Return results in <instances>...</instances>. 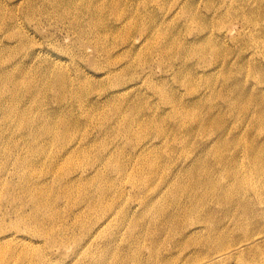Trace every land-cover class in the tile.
Segmentation results:
<instances>
[{
  "label": "rangeland",
  "instance_id": "1",
  "mask_svg": "<svg viewBox=\"0 0 264 264\" xmlns=\"http://www.w3.org/2000/svg\"><path fill=\"white\" fill-rule=\"evenodd\" d=\"M236 1L238 0H122V7L131 14V18L127 21H122V19L115 20L112 14L105 12L102 18L103 28L104 24L112 26L116 21L119 24L120 21L123 23L120 24L121 31L119 35L109 32V36H106V45L108 47L115 45L111 43L114 41V37L118 40L117 43H120L121 36L127 28L133 29L130 39L139 43L136 57L133 59L131 66H129L131 69L129 68L124 76L127 83L123 87L125 89L122 91L128 95L124 96V100L122 101H119L122 98L118 97L117 92L122 88L113 86L112 81L118 82L115 79L112 80L107 72L106 66L109 60L104 56H100L96 60L89 57L90 54L94 53L96 48L92 42V37L90 38L92 43L87 39L89 45L81 47L80 42L76 39L77 36L68 33L64 25L57 22L54 17L46 18L43 21V25L40 26L25 15L22 14L20 16L19 20H21L22 27L29 26L32 29L24 30L27 32L28 38L30 37L34 40L36 44L35 48L39 46V43H42L43 53H46V58L51 59V61L60 58L61 62L68 69L69 74L74 77V80L71 82V84L73 83V90L68 91V94L64 95L62 99L54 95L52 89L42 92L40 98L45 102L39 108L35 107L36 104L26 95H19V100L25 101L26 105L19 102L18 110H21L24 115L33 120H36L41 114L43 115V110L45 113L53 116V118L56 116L58 118L68 116L75 122L77 130L70 135L68 140L72 139L75 145L84 146L87 156H84L81 153V148H79L75 152V158L72 162L68 161L64 163L63 166L68 171L65 175L74 172L78 173L84 169L90 171L92 167L97 166V170L103 173V179L106 177L114 184L116 192L120 191L119 187L121 186V195L115 197V194L112 193L110 197L111 201L113 200V204L117 205L116 209L125 207L132 217L136 214L135 208H131L133 203L143 200L144 196H141L140 190L131 187L128 178L119 179L115 171L110 169L105 163L95 161L94 158L104 150H114V155H118L127 164L129 163V158L133 157L131 155L132 151L140 146L138 145L139 142H142V148L146 149L143 152L150 150L143 154L145 158H150L154 162L159 163L162 170L160 176L168 174L169 182L176 179L177 182L184 180L186 182L184 185H187L190 181L195 182L197 179H200H191V171H194V166H197V170L201 168L200 172H198L201 180H207V184L203 186L198 184L193 188L187 186V189H184L175 200L163 195H157L146 202V206L150 204L154 209L157 207L155 210L161 209L163 211L164 220L168 221L165 227H170L176 215L180 218L177 220L181 221V228L188 231L191 235L187 241L182 240L180 246L175 245L174 240H170L167 234L162 236L158 234L155 238L144 235L141 241L144 245L140 252L141 259L148 260L150 256H153V253H156L165 258L164 264H224L219 257L215 256V253L220 250L225 252L229 245L239 239L235 231H232L231 227H228L226 223L232 222L238 224L243 220L239 214L240 207L236 202L227 203L225 205L227 206L226 209L220 208L219 206H215L214 203L216 201L213 198V194L217 193L220 196L221 194L228 193L234 185L237 186V191L233 193L235 201L240 198L244 199L253 211V215L250 218L251 222H254L256 225L255 230L258 231L262 228L263 214L261 213V207L264 206V165L262 170L256 175L250 168L251 164L245 155V148L251 143L256 146L264 145L263 132H259L258 128L260 127L254 125L255 121H251L252 116L261 120L264 119V76L258 78L254 73L256 68L264 71V35L254 36L252 33L254 26L247 25L244 22L242 14L235 17L237 14H233L232 12L237 8ZM248 1L249 3L252 2V0ZM261 1L264 2V0ZM190 10L197 11L207 19L196 18L193 21L192 19L189 20L187 12ZM215 10H219V13L213 16L212 12ZM203 22L207 24V28L204 31H202ZM258 22V26L264 27V18L258 19ZM129 23L130 25H128ZM144 25L153 29H149ZM34 26L41 31L35 37H33ZM249 27H251L250 32ZM219 31L226 33L224 38L220 39L216 37ZM142 36L146 40L148 38V40H151L153 49H146L148 40L146 41L145 38L138 40ZM83 40L86 41L85 38ZM159 42L170 43L172 47V55L169 56L170 58L164 64L157 61L160 58L157 50ZM176 42L185 43L187 50H191L195 46H203L207 49L208 46L216 43L220 46L222 53H224V55L214 60L211 54L207 52L208 54L204 55V60L194 58L187 61L186 64L194 70L192 72L193 76L197 75L195 85L199 88L196 93L191 94L186 88L188 86L182 84L180 79L175 78L173 74V71L178 70L180 67L175 54ZM99 49L97 52L101 51ZM146 50L149 53L148 58L146 57V60L140 59L139 54ZM18 60L20 61L19 65L35 63L30 60V55H28L27 51H22ZM45 64L46 61H40L37 62L36 66L39 69H44ZM242 68H244L242 70L244 73H239ZM79 70L82 72V77L86 76L84 78L85 84L83 83L84 79H75L76 73ZM224 73H226L225 76H223ZM243 74L245 75L242 76ZM28 78L33 82H37L36 80L39 77L31 74ZM146 78L149 79L146 81ZM237 78H242V93L249 97L250 104L245 111L238 109L227 111V107L222 104V99L219 95L225 94L228 87L232 88ZM205 79L209 80V88L203 90L201 86ZM149 82L152 85H149ZM81 84L86 88L84 87L82 93H79L77 87H80ZM149 86L161 89L165 88L170 95L177 97L178 102L182 99L184 106L191 112L190 116L206 122L202 125L205 129L194 127L188 130L189 133L185 134L181 131L180 124H177L180 121L178 118L173 121H171L172 119L164 120L161 118L160 122L151 124L152 122L149 121L146 127L142 126V123L147 121L145 119L157 121L159 117L171 113L170 108L165 103L166 101L162 100L158 92L154 93L150 88L148 89ZM131 87L132 90L129 92L128 89H131ZM211 90L213 91V95H210ZM255 95H258L259 100L255 98ZM6 98H8V95H6ZM113 102H115L114 104L124 103L126 110L124 113H127V115L123 113L115 119L111 110ZM209 102L217 103L213 112L221 118V129L215 132L209 130L212 120V118L208 119L212 112L208 108ZM259 102H262L263 105H260ZM260 106L262 107V113L259 112ZM58 110L59 113H57ZM127 118L132 120L130 124L132 131L126 135L128 139H122L114 131L116 127H121ZM34 123L20 120L18 125L11 122L5 124L0 121V134H11L10 136L5 135L3 137V146L5 145L4 147L7 149H14L15 153H21L25 149L23 144L24 139L28 137V134H24L26 128L24 129L23 127H29L30 125H34ZM103 124L107 125V127L102 126ZM141 127L145 129H141ZM158 129L164 131L165 136L163 138L157 135ZM224 130L229 131L230 135H226L225 139L222 140L223 142L216 141L215 137H218V134ZM248 130H252V132L245 139L244 137L248 133ZM232 136L235 137L232 138ZM139 139H142V141H139ZM13 140L18 141L17 147L12 146ZM57 146L58 144L55 142L48 143L47 150L50 156L56 154ZM217 147H219L220 152L224 155L222 164L218 163L221 155L215 154ZM47 166L48 164L44 162H38L34 165L37 171H39L34 178H38V175L43 173H46L48 177H52L47 174V170H49ZM0 169V191H7L11 195H18L16 191L20 190L18 185L21 178L15 173L12 163L6 162L5 158L0 157ZM160 178L162 179V177ZM159 182L160 179L157 178L156 185L154 184L151 190L158 192L157 186L160 185ZM252 182L256 183L254 184L256 192L251 184ZM48 185L52 186L49 182L46 184L42 182V186ZM56 185L63 187L61 181H56ZM93 189V194L97 198L96 189L94 187ZM203 191H208L209 193V197L205 201L202 200ZM48 192L54 199L56 198V190H48ZM72 192L73 196L70 199L66 197L54 200L55 213L60 214L58 216L60 225L65 221L72 225L77 220L75 214L80 210L77 209L80 206V200L78 199V195H80L79 188L73 187ZM72 205H74V210L70 212ZM179 206H182V208ZM14 207V203L11 200L1 199L0 195V236L3 233H10L9 230L11 229L8 225L16 217L14 212H12ZM25 210H30V207H25ZM98 212L97 208L90 215L93 223L102 216L94 218L99 214ZM193 220H198L199 225L203 224V230L194 229V225H192ZM208 220H214L218 223L226 222L225 225L228 229H225L226 232H223L225 234L223 236L225 250L223 248L220 249L221 246L218 247L217 241L211 243L209 248L205 247L206 244L203 238L206 228L204 222ZM200 222L202 223L200 224ZM104 229L99 234L97 233L101 235L97 244L100 249L110 246L115 253H124L128 248L127 245L132 241L134 242V238L132 239L131 236L128 238L124 229H119L120 233L117 235H110L111 227L110 229L107 228L106 232ZM21 230L20 232L23 235H28L24 227ZM88 231L77 225L71 227L70 230L68 228L66 233L69 238L76 236L82 239ZM197 231H200V233H196ZM178 233L174 238L179 237ZM33 240V243L38 245L39 239L34 237ZM110 240L112 242L108 243L107 241ZM56 243H59V241ZM194 249L198 253L196 256L192 255L195 254ZM48 252L53 260H59L66 264H71L75 261V252L72 253L71 249L63 250L58 244H55L51 248L48 247ZM251 257H253L251 254L246 257L236 255V258L233 260L237 264H242L244 261L247 264H256V262H252ZM257 264H264V255H258Z\"/></svg>",
  "mask_w": 264,
  "mask_h": 264
},
{
  "label": "bare ground",
  "instance_id": "2",
  "mask_svg": "<svg viewBox=\"0 0 264 264\" xmlns=\"http://www.w3.org/2000/svg\"><path fill=\"white\" fill-rule=\"evenodd\" d=\"M121 2L122 0H74L71 2L70 0H0V121L5 124L11 122L15 124L17 123L18 125L20 120L35 122L34 125L23 127L24 129L26 128L24 134H28V137L24 139L23 144L25 149L21 153H15L14 149H7L4 147L5 145L3 146V137L5 135L10 136L11 134H0V157L5 158L6 162H11L14 166L15 173L21 178L18 185L20 190L16 191L18 195H11L7 191H0L1 199L11 200L14 203L15 207L12 212H14V215L16 216L8 225L11 229L9 230L10 233H3L2 236H0V264H66L59 260H53L50 256L48 247L51 248L55 244H58L59 247L61 246L63 250L71 249L72 253L75 252V261L72 262L73 264H164L165 258H162L156 253H153V256H150L148 260L140 258V252L144 246L141 242L142 236L145 235L150 238H155L158 234H161V236L167 234L169 235L170 240H174V244L178 246L181 245L182 240L187 241L190 238L189 236L191 234L181 228V221L177 220L180 219L179 217L175 215L177 222L174 219L169 228L165 227V224H167L168 221L164 220L163 211L161 209L155 210L157 207L154 209L150 204L146 206V202L157 195H163L164 197L175 200L184 189H187V186L193 188L197 184L201 186L206 185L207 180H201L198 173L201 168L197 170V166H194V171H191V179H200H197L195 182L190 181L187 185H184L186 183L184 180L177 182L176 179L169 182L168 174L160 176V172L162 171L160 164L154 162L150 158H145V155L143 154L150 150L143 152L146 149L142 148V142L138 143V145H140L139 150V147H137L132 151L131 155L133 157L129 158L130 160L127 164L121 160L118 155H114V150L102 151L94 158L95 161L105 163L110 169L115 171L116 176L119 179L124 177L128 178L131 187L140 190L141 196H144L143 200L133 203L131 208H135L136 214L132 217L125 207H119L116 209L117 205L113 204V200L111 201L110 197L112 196V193L115 194V197L120 196L121 186L119 187L120 191L116 192L114 184H112L111 180H108L106 177L103 179V173L97 170V166L92 167V170L90 171L84 169L78 173L74 172L65 175L68 171L64 168V163L68 161L72 162L75 158L74 154L79 148H81V153L84 156H87V151L84 146L79 144L75 145L72 139L68 140L70 135L77 130V126L72 119L68 116L60 118L56 116L53 118L49 113H45L42 110L43 115L41 114L36 120H33L24 115L21 110H18L19 102L26 105L25 101L22 102L19 100V95H26L34 104H36L35 107L39 108L45 102L40 98L42 92L52 89L53 94L62 99L64 95L68 94V91L73 90V83L71 84V82L74 80V77L69 74L68 69L64 63L61 62L60 58L53 59V61L46 58V53H43L42 43H39V46L35 48L36 44L34 43V40L30 37L28 38L27 32L24 30H30L31 27L27 26L23 28L21 20H19L22 14L27 18L34 20L33 22L40 26L43 25V21L46 18L54 17L57 22L64 25L68 33L77 36L76 39L80 42L81 47L89 45L87 39L90 43L93 42L96 48L94 53L90 54L89 57L96 60L100 56H104L109 60L108 65L106 66L107 72L112 80L115 79L118 82L116 83L115 81H112L113 86H119L122 88L120 91H117L118 97L122 98L119 101L124 100V96L128 95L122 91L125 89L123 87L127 83V80L125 81L126 77L124 76L125 73L128 72L133 59L136 57L139 43L130 39L133 29L127 28L121 36V42L117 43L118 40L114 37V41L111 43L115 45L108 47L106 45V36H109V32L111 34L114 32L119 35V32L121 31L120 24L123 23L120 21L119 24L116 21L112 26L104 24V28L102 23V18L105 12L112 14L115 20L122 19V21H127L131 18V14L122 7ZM236 4L237 8L232 12L233 14H237L235 17L242 14L244 22L247 25L254 26V31H252L254 36L264 35V27L258 26V19L264 18V2L261 0H252V2L249 3L248 0H238L236 1ZM216 13H219V10L213 11V16L217 15ZM187 18L189 20L192 19V21L196 18H201L202 20L207 19L203 17L202 14L193 10L187 12ZM128 25H130V23ZM147 27L153 29L149 26ZM206 28L207 24L203 22L202 31ZM250 31L251 27H249V32ZM33 32V37H35L36 34L41 31L34 26ZM225 35L226 33L219 31L216 37L221 39L224 38ZM91 37L92 42L90 40ZM84 38L86 41L83 40ZM143 38L145 37L142 36L138 40H142ZM147 42L148 46H146V49H153V43L151 40H148ZM98 49L101 51L97 52ZM147 50L145 52L142 51V53L139 54L140 59L146 60L148 58L147 56L149 53ZM157 50L160 54V58L157 61L161 64L166 63V60L172 55V47L170 46V43L159 42ZM22 51H27L28 55H30V60L35 63L19 65L18 63H20V61L18 58ZM207 52L211 54L213 60L224 55L220 46L216 43L208 46L207 49L203 46H195L191 50L186 49L185 43H175L176 60L179 62L180 67L178 70H174L173 74L175 78L180 79L182 84L188 86L186 88L191 94L196 93L199 87H196L195 85L197 75L194 73L195 76H193L192 72H194V70L186 63L189 59L194 58L204 60V55ZM40 61H46L44 69H39L38 66H36L37 62ZM242 70H244V68H242L239 73H244ZM254 73L258 78L264 76V71H261L258 68L254 70ZM31 74L35 77H39V81H31L28 78ZM225 74L226 73H224L223 76H225ZM244 75L245 74L242 76ZM84 78H86V76L82 77V72L80 70L77 71L75 79ZM148 79L149 78H146L145 80L147 81ZM83 83L85 84V79L83 80ZM148 84L152 85L151 82ZM208 84V79L203 80L201 88L203 90L208 89ZM84 87L83 84H81L80 87H77L78 92L82 93ZM149 88L152 92L159 93L162 100L166 101L165 103L170 108L171 113L159 117L157 121L145 119L147 121L142 123V126L146 127L147 124H149V121L152 122L151 124L160 122L161 118L164 120L172 119L171 121L178 118L180 121L177 122V124H180L181 131L185 134L189 133L188 130H191L194 127L203 128L202 125L205 121L190 116L189 114H191V112L184 106L182 99L178 102L177 97L170 95L165 88H155L154 86H149L148 89ZM227 89L225 94L219 95L222 99V104L227 107V111L235 109L245 111L248 109L250 102L249 97L242 93V78H237L235 85L232 88L228 87ZM128 90L130 92L132 87ZM210 92V95H213V91L211 90ZM6 95H8V98H6ZM255 98L259 100L258 95H255ZM193 102L196 103L195 101ZM114 103L115 102L112 103L111 110L114 118L117 119L126 111L124 107L125 104ZM259 104L263 105L262 102H259ZM216 106L217 103L214 102H209L208 104V108L212 111L208 118H212L209 125V130L211 132L221 129V118L216 116L213 112ZM259 112L262 113L261 106L259 107ZM57 113H59V110ZM124 115H127V113H124ZM256 118L257 117L252 116L251 121H255L254 125L260 127L258 130L259 132H263L262 138H264V119L261 120ZM131 121L130 118H127L121 127L115 128V134L122 139H128L126 135L132 131L130 128ZM102 126L107 127V125L104 124ZM144 127H141V129H145ZM204 127H206V125H204ZM251 132L252 130H248V133L244 138L247 139ZM157 135H159L160 138H163L165 133L158 129ZM226 135H230L229 131L224 130L222 133L218 134V137H215V140L223 142L222 140L225 139ZM234 137L235 136H232V138ZM139 141H142V139H139ZM51 142L58 144L56 154L53 155L54 157L50 156V153L47 150V145ZM12 143V146H18V141L13 140ZM215 154L221 155V159H218V163L222 164L224 155L220 152L219 147L216 148ZM245 155L251 164L250 168L257 175L264 165V145L256 146L252 143L247 145L245 148ZM38 162L48 164L47 168L49 170H47V174L52 177H48L46 173H43L44 175L41 174L42 176L38 175V178H34V176L39 173L37 168L34 167ZM96 162L94 163L96 164ZM160 177H162V179ZM87 178L88 180L85 181ZM157 178L160 179V185L157 186L158 192H155L151 189H153L154 184L156 185ZM56 181H61L63 187L57 186ZM42 182L45 184L49 182L52 186H42ZM254 182L251 184L255 188L254 184L256 183ZM73 187L79 188L80 191V195H78L80 206L77 208L80 210L75 214L77 220H75L72 225L66 221L60 225L58 222L60 221L58 217L60 214L55 213L54 200L56 201L57 198L61 199L66 197H69L70 199V197L73 196ZM93 187L98 194L97 198H95V195L93 194ZM48 190H56L55 199L49 194ZM236 191L237 186L234 185L228 193L221 194L220 196H218L217 193H214L213 198L216 201V203H214L215 206H219L223 209L227 208V206H225L227 203L236 202L239 205V214L243 221L238 224L225 222L228 227H231L232 231H235L237 236H239V239H237L235 243L229 245L225 250V241L223 239L225 234L223 232H226L225 229H228V227L224 222L218 223L214 220H208L204 222L206 228L205 236L203 238L204 243L206 244L205 247L209 248L211 243L217 241L218 247L221 246L220 249L223 248L225 252L221 250L217 251L215 256L219 257L224 264H237L233 260L236 258V255L246 257L250 254L253 256L251 257L252 262H256L257 264L258 255H264V206L261 207L263 225L260 230L256 231V225L254 222H251L250 218V216L252 217L253 215V211L244 199L240 198L235 201L233 193ZM137 195L139 194L137 193ZM202 196V200H207L209 197L208 191H203ZM27 206L30 207V210H25V207ZM73 206L74 205L70 208V212L74 210ZM179 207L182 208V206ZM97 208L99 214L94 218H97L100 215L102 216L101 218L96 219L93 223V219L90 218V215H92ZM198 222V220H193L192 225L195 226H193V228L203 230L204 227L203 224H201L202 222H200L201 225H199ZM77 225H80L84 230H89L86 236L82 239L76 236L69 238L66 233L67 229L69 228L70 230L71 227ZM109 226L111 227L109 232L110 235H117L120 233L119 229H124L128 238H130V236L132 239L134 238V242L132 241L127 245L128 248L126 249V252L115 253L110 246H107L104 249H100V247L97 246L98 240L101 238V235H98L99 232L103 228H105L104 231L106 232L107 228L110 229ZM22 227L26 229L27 236L20 232L22 231ZM177 233L179 234V237L174 238ZM196 233H200V231H197ZM27 237L29 238L27 239ZM34 237L39 239L38 245L33 243ZM57 241H59V243H56ZM107 242L111 243L112 240ZM20 249L22 250L18 251ZM194 252L195 254L192 255H198L195 249ZM242 264L247 263L244 261Z\"/></svg>",
  "mask_w": 264,
  "mask_h": 264
}]
</instances>
